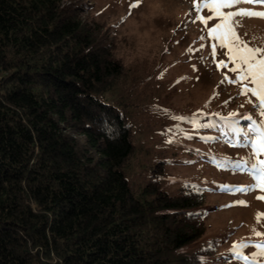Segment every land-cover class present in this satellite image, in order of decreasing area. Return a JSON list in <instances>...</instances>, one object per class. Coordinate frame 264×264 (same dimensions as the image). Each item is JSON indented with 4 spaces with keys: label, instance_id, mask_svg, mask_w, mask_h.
<instances>
[{
    "label": "trees",
    "instance_id": "16d2710c",
    "mask_svg": "<svg viewBox=\"0 0 264 264\" xmlns=\"http://www.w3.org/2000/svg\"><path fill=\"white\" fill-rule=\"evenodd\" d=\"M74 0H0V264H199L189 196L135 194L122 68Z\"/></svg>",
    "mask_w": 264,
    "mask_h": 264
},
{
    "label": "rangeland",
    "instance_id": "374dc122",
    "mask_svg": "<svg viewBox=\"0 0 264 264\" xmlns=\"http://www.w3.org/2000/svg\"><path fill=\"white\" fill-rule=\"evenodd\" d=\"M120 64L100 99L123 113L138 194L196 203L199 264H264V0H74Z\"/></svg>",
    "mask_w": 264,
    "mask_h": 264
}]
</instances>
